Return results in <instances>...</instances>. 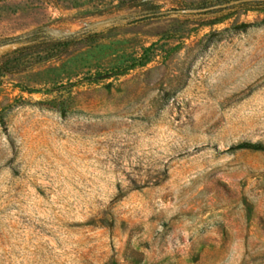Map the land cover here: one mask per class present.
Here are the masks:
<instances>
[{"label": "rangeland", "instance_id": "1", "mask_svg": "<svg viewBox=\"0 0 264 264\" xmlns=\"http://www.w3.org/2000/svg\"><path fill=\"white\" fill-rule=\"evenodd\" d=\"M36 31L101 32L11 42ZM243 141L264 144V0H0V264H264Z\"/></svg>", "mask_w": 264, "mask_h": 264}, {"label": "trees", "instance_id": "2", "mask_svg": "<svg viewBox=\"0 0 264 264\" xmlns=\"http://www.w3.org/2000/svg\"><path fill=\"white\" fill-rule=\"evenodd\" d=\"M249 23H244L241 25L242 28L248 27ZM101 31H88L82 36H78L76 34L66 35V36H53L51 34H48L44 31H36L32 32L26 36H20L16 37L14 41H11L12 43H19L22 44V47L18 49V51H23L24 49L28 48L31 45L36 44H45L48 46V50L46 53L47 57H51L54 55L61 54L69 45L73 42L78 40L79 38H87L90 36H93L97 33H100ZM235 149H253V150H261L264 151V144L261 142H251V141H243L239 144H237Z\"/></svg>", "mask_w": 264, "mask_h": 264}]
</instances>
